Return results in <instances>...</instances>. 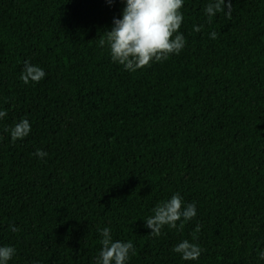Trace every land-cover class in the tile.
Returning a JSON list of instances; mask_svg holds the SVG:
<instances>
[{
  "label": "trees",
  "instance_id": "trees-1",
  "mask_svg": "<svg viewBox=\"0 0 264 264\" xmlns=\"http://www.w3.org/2000/svg\"><path fill=\"white\" fill-rule=\"evenodd\" d=\"M209 2L184 0L179 54L128 71L99 44L124 0H0L8 264H96L106 227L132 241L126 264H264V0H231L211 22ZM25 61L39 83L20 79ZM23 118L31 131L12 141ZM176 193L195 217L153 236L145 220ZM185 239L198 259L173 251Z\"/></svg>",
  "mask_w": 264,
  "mask_h": 264
},
{
  "label": "clouds",
  "instance_id": "clouds-1",
  "mask_svg": "<svg viewBox=\"0 0 264 264\" xmlns=\"http://www.w3.org/2000/svg\"><path fill=\"white\" fill-rule=\"evenodd\" d=\"M113 2V0H109ZM125 7L122 10V18H114L111 30H106L100 39V46L108 45L110 56L128 71H136L140 68L150 66L153 61L161 62L167 60L172 54H179L185 46V37L179 32L183 23L184 0H124ZM231 0H210L205 7V13L209 22L218 12H225L231 18ZM227 10V11H226ZM196 26L194 31H200ZM212 39L217 38L215 31L210 33ZM45 71L38 65L25 61L20 79L25 83H39L45 77ZM7 115L6 111L0 110V119ZM12 141L23 139L31 131V125L26 118L21 119L11 129ZM43 158L47 153L37 149L34 153ZM153 215L145 220V226L151 229L153 236L159 237L162 228L167 225L172 229L183 230L184 222L191 220L196 215L195 203L185 205L179 193L173 194L170 199L158 203L153 209ZM177 221H182L179 226ZM13 232L19 231L11 226ZM200 226L197 225L193 233L195 240L196 232ZM102 239V248L97 257L96 264H126L130 253L135 254V248L131 240L127 242L113 240L111 229H98ZM173 251L181 254L184 260H196L201 255L198 243H192L185 239L174 245ZM16 254V249L10 245L0 246V264L8 262ZM264 259V251L258 253ZM37 264V262H33Z\"/></svg>",
  "mask_w": 264,
  "mask_h": 264
}]
</instances>
